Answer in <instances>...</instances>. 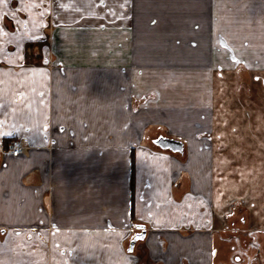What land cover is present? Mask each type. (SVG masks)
Listing matches in <instances>:
<instances>
[{
	"label": "crops",
	"instance_id": "obj_1",
	"mask_svg": "<svg viewBox=\"0 0 264 264\" xmlns=\"http://www.w3.org/2000/svg\"><path fill=\"white\" fill-rule=\"evenodd\" d=\"M48 3H29L33 37L0 13V264L18 255L26 264H235L238 241L225 230L246 196L230 192L264 169V0ZM65 6L113 10L71 18ZM46 19L61 71L27 60L49 47ZM129 21L151 24L147 121L124 82L109 79L117 65L108 68L106 49L89 42ZM87 54L100 57L96 79L77 70ZM140 226L146 238L129 252ZM257 234L263 254L251 264H264Z\"/></svg>",
	"mask_w": 264,
	"mask_h": 264
},
{
	"label": "rangeland",
	"instance_id": "obj_2",
	"mask_svg": "<svg viewBox=\"0 0 264 264\" xmlns=\"http://www.w3.org/2000/svg\"><path fill=\"white\" fill-rule=\"evenodd\" d=\"M17 1L19 2L20 11H18L19 9H13L11 7L12 3L10 4L9 0H0V13L6 10V14L9 18H13L14 20L19 21L22 31L25 30V25H27V30L28 32H31L30 34H32L33 37L35 35L33 33L34 22L36 21L35 16L37 15L34 13V9L31 5H29V3H32V5L34 6L39 3L42 8H45L49 4L48 0L47 2H45L44 0ZM74 6L62 7L60 9V15L66 14L71 17L73 15L71 13L74 12L76 15H79V13L81 12L88 15V17L89 15L96 17L98 15H101V13L105 15V12L108 10H113L104 8L105 6H103L102 8H83L81 10L82 7L78 8ZM127 10L129 12L131 11V9ZM148 11L151 14V8H149ZM148 11L145 10L140 13L144 15ZM109 13L111 14L113 12ZM23 16H26L25 21L23 20ZM54 18L56 21L58 17L54 15ZM45 21L46 30L44 32V41L40 43H44L43 45L45 46L48 45L50 49L49 47L46 48L45 52L44 47L42 56H39L36 60L27 59L28 63L34 64V62L39 63L43 60V62L46 64H57L56 67L57 69H59V71H61V69L64 70L63 61H61V58L57 56L59 54L55 55L51 53L52 50L56 52V50L52 49L50 45L51 37L55 36L56 29L53 30L52 24H49L47 22V19ZM8 24L10 25V23ZM58 24L60 25L61 23ZM115 26L116 23H109L107 25L109 30L107 31L108 34L106 39H95L93 37L90 39L89 42L91 43V47L93 49L96 47H101L103 50L106 49V51L104 50L103 52L107 53L106 62L108 64V68L110 69L111 67L117 65V70L110 73L112 77H109V79L121 80L124 82L123 85L125 86V88L123 87L122 91L129 92V94H127L128 98L130 97L129 106L133 107L134 110H137L142 107V111L139 113V115L140 117L144 118L145 121H147V118L151 114V98L155 97V94L151 95V89L148 90V88H151V86H148V84L151 83V24L138 25L134 22L129 21L128 23L126 22L125 24H122V29H118L119 31H115L114 28H111ZM117 26L119 27L120 25ZM30 46L31 45H29V47ZM31 51L29 52V54L31 53ZM36 54H38L37 51L34 52V55ZM85 57L90 59V61L87 62L88 65H80L78 66L77 70H79V73L82 74H84V71H86V79H96L95 74L99 73V66H101L99 65V62L97 63L100 57L94 55L90 57V55L88 54ZM102 59L104 58L102 57ZM90 68H92L93 70ZM171 79H174V75ZM133 97L135 98L132 100ZM131 100L133 101L132 103ZM137 106L139 107L135 109V107ZM251 171L253 172L252 183L245 185L243 187V190H239L235 187V190H232L230 192L231 195L234 194L237 198H241V196H246L245 201H240V204H242L244 208H246L240 213L236 215H231V217H229V220H227V224L229 223L230 226L228 227V230H225V237L238 241V244L236 245L234 251L236 258L247 260V262H249L248 264H251V262L253 263L257 259L258 261H260L261 259L260 253L262 251L263 254V248L261 242H259L260 240L257 238V236L259 235L257 234V232L259 230L264 231V169L260 170L259 168L255 167L252 168ZM244 192L245 194H243ZM236 204L238 205V203H235L234 205ZM243 219L245 220L244 223ZM249 249L255 250V254L252 256V258L250 257ZM17 257L18 258H16L15 261H12L11 264H26V262L22 259V256L18 255ZM236 258L233 260L235 264L237 263ZM6 262L8 263L9 260H6ZM45 264H47V261Z\"/></svg>",
	"mask_w": 264,
	"mask_h": 264
},
{
	"label": "water",
	"instance_id": "obj_3",
	"mask_svg": "<svg viewBox=\"0 0 264 264\" xmlns=\"http://www.w3.org/2000/svg\"><path fill=\"white\" fill-rule=\"evenodd\" d=\"M160 146L164 149H170L172 151H177V150H181L182 147L181 145L174 141V140H170V139H163L160 141ZM142 232L141 233H138L136 234L135 238L131 241L130 243V247H129V252H133L134 251V248H135V245L138 241L140 240H144L146 238V235H147V232L145 231V227L144 226H140L139 227Z\"/></svg>",
	"mask_w": 264,
	"mask_h": 264
},
{
	"label": "built area",
	"instance_id": "obj_4",
	"mask_svg": "<svg viewBox=\"0 0 264 264\" xmlns=\"http://www.w3.org/2000/svg\"><path fill=\"white\" fill-rule=\"evenodd\" d=\"M23 149V145L20 140H14L11 145V155L14 157H18Z\"/></svg>",
	"mask_w": 264,
	"mask_h": 264
},
{
	"label": "trees",
	"instance_id": "obj_5",
	"mask_svg": "<svg viewBox=\"0 0 264 264\" xmlns=\"http://www.w3.org/2000/svg\"><path fill=\"white\" fill-rule=\"evenodd\" d=\"M29 51H30V49H29ZM39 56H40V52H39V50H38V54H36V55H34V54L31 55V57H32L33 59H35V60H36ZM34 57H36V58H34Z\"/></svg>",
	"mask_w": 264,
	"mask_h": 264
}]
</instances>
